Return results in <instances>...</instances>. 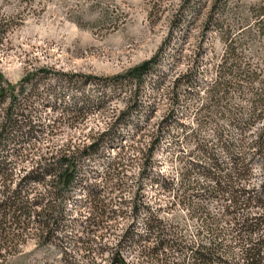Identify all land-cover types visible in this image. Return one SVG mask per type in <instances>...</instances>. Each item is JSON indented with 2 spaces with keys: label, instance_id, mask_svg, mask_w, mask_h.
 Listing matches in <instances>:
<instances>
[{
  "label": "rangeland",
  "instance_id": "obj_1",
  "mask_svg": "<svg viewBox=\"0 0 264 264\" xmlns=\"http://www.w3.org/2000/svg\"><path fill=\"white\" fill-rule=\"evenodd\" d=\"M214 2L0 0V86L8 96L0 104V123L14 97V119L24 130L33 132L20 137L18 151L11 156L14 178L32 170L45 152L70 143L89 144L107 134L105 142L100 141L104 144L100 153L82 163V182L73 190V196L82 199L76 212L82 219L67 228L69 239L75 241L82 220L90 213L83 203L87 184H103L108 202L113 199L116 208L139 188L150 199L160 196V201H168L153 181L158 172L177 179L181 164L174 153L193 149L180 124L199 128L197 110L203 101L207 103V93L203 92L219 75L217 66L226 53L224 33L217 28L226 9L234 38L243 37L249 28L254 35L239 47L245 54L239 63L243 76L238 80L227 75L236 86L220 93L226 96L222 104L250 106L254 93L264 92V36L256 27V14L264 13V0H227L215 8ZM208 15L212 22L206 26ZM151 62L152 70L140 84L141 68ZM246 72L251 79H246ZM187 76L192 77V84L186 83ZM194 92H201L205 99L189 95ZM176 94L179 100L174 101ZM219 124L225 138L238 140L240 132L226 118ZM199 131L202 140L216 144L213 123ZM246 136L250 142L255 140L257 128ZM153 143L156 149L149 172L143 175ZM119 152L117 178L106 181L104 172ZM253 171L254 184H263V165L254 163ZM68 205L69 209L78 206L74 199ZM127 208L131 212L129 205ZM176 213L187 238L194 239L197 223L186 216L187 212ZM129 220L118 218L103 242L114 246ZM26 238L20 251L1 264L65 263L55 245L39 244L32 234ZM69 239L65 245L71 252L74 243ZM126 248L129 258H134L131 244L126 243ZM74 256L82 261L79 264H86L77 253Z\"/></svg>",
  "mask_w": 264,
  "mask_h": 264
},
{
  "label": "trees",
  "instance_id": "obj_2",
  "mask_svg": "<svg viewBox=\"0 0 264 264\" xmlns=\"http://www.w3.org/2000/svg\"><path fill=\"white\" fill-rule=\"evenodd\" d=\"M214 1V8L227 2ZM256 15L259 16L258 33L264 36V13ZM228 20L226 9L217 22V28L224 33L226 53L217 66L219 75L203 92L207 93V103L203 101L197 110L199 128L180 124L193 149L174 153L181 164L177 179L158 172L153 181L160 189L159 194L168 201H160V196L150 199L139 188L130 200L116 202L120 205L116 208L113 199L108 202L103 184H87L83 203L90 208V213L82 220L74 235L75 241L65 233L73 222L82 219L76 215L82 199L75 198L73 190L77 182H82V163L100 153L104 148L100 141L105 142L107 134H102L98 141V138L90 140L89 144L70 143L56 151L45 152L32 170L21 178H14L11 156L18 151L20 137H29L33 132L24 130L14 119L15 98H12L6 118L0 123V264L17 254L31 234L39 244L55 245L64 264L82 262L75 259V253L86 264H264V183L253 182V164L260 162L264 168V92L257 90L249 99L250 106L234 107L226 101L222 104L226 96L220 93L236 86L227 75L238 80L243 76L239 63L245 54L239 47L254 35L249 28L243 37L234 38ZM211 22L212 16L208 15L205 25ZM152 66L151 62L141 68L140 84ZM247 74H244L246 79H251ZM186 83L192 84V77L187 76ZM204 94L189 95L204 100ZM7 99V92L0 86V104ZM177 100L178 94L174 97V101ZM224 118L240 132L238 140L225 138L219 128V121ZM208 123L216 127L217 140L213 145L199 137V130ZM259 123L263 125L259 127ZM254 128H257V137L250 142L246 132ZM251 148L255 149L253 154ZM155 149L153 143L144 162L143 175L149 170ZM118 154L104 172L106 181L117 178L114 175L120 167L121 153ZM37 187L42 190H36ZM71 199L78 204L77 208L69 209ZM128 205L131 212L125 209ZM178 210L187 212L186 216L197 223L194 239L187 238L176 213ZM126 217L132 221L123 227L118 242L112 247L104 243L116 220ZM68 239L74 243L71 252L65 245ZM126 243L133 247L134 258H129Z\"/></svg>",
  "mask_w": 264,
  "mask_h": 264
}]
</instances>
